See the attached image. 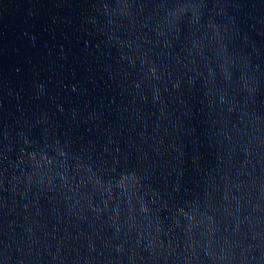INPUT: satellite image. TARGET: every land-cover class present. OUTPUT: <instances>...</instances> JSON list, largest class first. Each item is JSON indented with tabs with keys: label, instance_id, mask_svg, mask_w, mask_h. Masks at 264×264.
Wrapping results in <instances>:
<instances>
[{
	"label": "water",
	"instance_id": "1",
	"mask_svg": "<svg viewBox=\"0 0 264 264\" xmlns=\"http://www.w3.org/2000/svg\"><path fill=\"white\" fill-rule=\"evenodd\" d=\"M0 264H264V0H0Z\"/></svg>",
	"mask_w": 264,
	"mask_h": 264
}]
</instances>
